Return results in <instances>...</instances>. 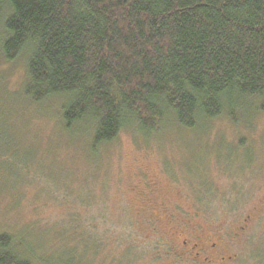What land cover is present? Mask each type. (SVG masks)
<instances>
[{"label":"rangeland","instance_id":"rangeland-1","mask_svg":"<svg viewBox=\"0 0 264 264\" xmlns=\"http://www.w3.org/2000/svg\"><path fill=\"white\" fill-rule=\"evenodd\" d=\"M1 32L0 233L15 236V251L33 264L65 262L69 242H60V230L85 219L105 238L98 255L79 245L81 261L73 264H119L128 253L135 257L128 254L122 264H183L171 226L185 229V220L228 232L251 205L246 192L264 190L263 100L244 101V111L235 108L236 127L228 112L194 131L166 128L173 125L168 117L163 133L124 130L93 154L90 135L73 145L58 126L56 99L38 103L20 94L29 79L28 51L6 60ZM158 201L172 213L165 216Z\"/></svg>","mask_w":264,"mask_h":264},{"label":"trees","instance_id":"trees-1","mask_svg":"<svg viewBox=\"0 0 264 264\" xmlns=\"http://www.w3.org/2000/svg\"><path fill=\"white\" fill-rule=\"evenodd\" d=\"M0 30L6 60L28 51L20 94L56 99L58 126L73 145L90 135L93 154L124 130L154 136L168 117L194 131L224 112L236 127L244 101L264 111V0H0ZM85 225L60 230V264L81 261L79 245L101 252L105 235ZM14 240L0 233V264H33Z\"/></svg>","mask_w":264,"mask_h":264},{"label":"flooded vegetation","instance_id":"flooded-vegetation-1","mask_svg":"<svg viewBox=\"0 0 264 264\" xmlns=\"http://www.w3.org/2000/svg\"><path fill=\"white\" fill-rule=\"evenodd\" d=\"M152 193L156 184H148ZM253 186L251 185L250 189ZM249 208L234 229L224 232L219 226L203 227L201 224H189L182 220V227L176 229L171 226V234L177 239L176 257L183 264H239L246 261L253 264H264V190L246 192ZM152 199V198H151ZM254 200L258 206H254ZM158 209H162L165 216L171 214L170 206L166 202L158 201ZM153 208V207H152ZM147 207H145V212ZM141 212H138L140 214ZM183 233L186 238H183ZM244 243V249L241 244ZM261 248V254L256 253ZM245 253V254H244Z\"/></svg>","mask_w":264,"mask_h":264}]
</instances>
